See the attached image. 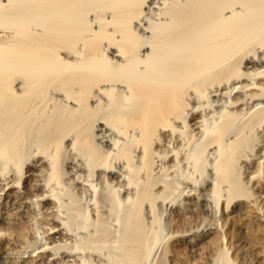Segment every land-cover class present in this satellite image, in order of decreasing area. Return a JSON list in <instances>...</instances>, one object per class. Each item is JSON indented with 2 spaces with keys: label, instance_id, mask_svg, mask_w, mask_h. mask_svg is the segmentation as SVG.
<instances>
[{
  "label": "bare ground",
  "instance_id": "6f19581e",
  "mask_svg": "<svg viewBox=\"0 0 264 264\" xmlns=\"http://www.w3.org/2000/svg\"><path fill=\"white\" fill-rule=\"evenodd\" d=\"M186 257L264 264V0H0V264Z\"/></svg>",
  "mask_w": 264,
  "mask_h": 264
},
{
  "label": "rangeland",
  "instance_id": "374dc122",
  "mask_svg": "<svg viewBox=\"0 0 264 264\" xmlns=\"http://www.w3.org/2000/svg\"><path fill=\"white\" fill-rule=\"evenodd\" d=\"M187 257H188V256H187ZM187 257H186V260H183L182 264H186V262H188V260H189L188 258H189V257H188V258H187Z\"/></svg>",
  "mask_w": 264,
  "mask_h": 264
}]
</instances>
